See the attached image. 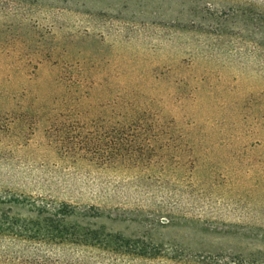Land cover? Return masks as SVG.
I'll use <instances>...</instances> for the list:
<instances>
[{"label":"rangeland","instance_id":"374dc122","mask_svg":"<svg viewBox=\"0 0 264 264\" xmlns=\"http://www.w3.org/2000/svg\"><path fill=\"white\" fill-rule=\"evenodd\" d=\"M0 264H264V0H0Z\"/></svg>","mask_w":264,"mask_h":264},{"label":"trees","instance_id":"16d2710c","mask_svg":"<svg viewBox=\"0 0 264 264\" xmlns=\"http://www.w3.org/2000/svg\"><path fill=\"white\" fill-rule=\"evenodd\" d=\"M54 130H56V131H60L61 130L64 134H66L69 131V130L66 131L65 128H64V126H62V128H60V127H58V128L57 127H54ZM114 135H115L114 136V144L115 145L122 144V142L124 141V137L125 136H123V134L119 130H116V129L114 130ZM126 141H127V139H126ZM115 151H116V148H115ZM71 213L72 212H68L67 210H65V211L62 210V211H58L57 212V215L59 214V215H63L65 217L67 215H70ZM49 214L52 215V213H49ZM53 216H54V214H53Z\"/></svg>","mask_w":264,"mask_h":264}]
</instances>
